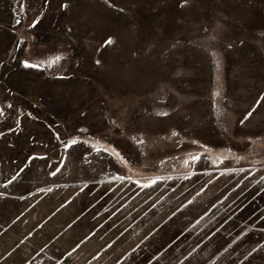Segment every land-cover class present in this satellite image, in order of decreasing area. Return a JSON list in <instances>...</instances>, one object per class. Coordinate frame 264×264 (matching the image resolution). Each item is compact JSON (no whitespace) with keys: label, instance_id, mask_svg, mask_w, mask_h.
Listing matches in <instances>:
<instances>
[{"label":"rangeland","instance_id":"obj_1","mask_svg":"<svg viewBox=\"0 0 264 264\" xmlns=\"http://www.w3.org/2000/svg\"><path fill=\"white\" fill-rule=\"evenodd\" d=\"M0 264H264V0H0Z\"/></svg>","mask_w":264,"mask_h":264},{"label":"snow or ice","instance_id":"obj_2","mask_svg":"<svg viewBox=\"0 0 264 264\" xmlns=\"http://www.w3.org/2000/svg\"><path fill=\"white\" fill-rule=\"evenodd\" d=\"M26 66H28L27 63H26Z\"/></svg>","mask_w":264,"mask_h":264}]
</instances>
